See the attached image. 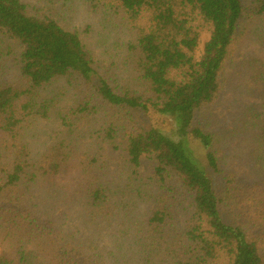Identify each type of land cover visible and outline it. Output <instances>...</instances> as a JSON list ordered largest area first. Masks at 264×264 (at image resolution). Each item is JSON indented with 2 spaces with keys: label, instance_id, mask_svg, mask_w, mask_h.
Masks as SVG:
<instances>
[{
  "label": "trees",
  "instance_id": "16d2710c",
  "mask_svg": "<svg viewBox=\"0 0 264 264\" xmlns=\"http://www.w3.org/2000/svg\"><path fill=\"white\" fill-rule=\"evenodd\" d=\"M35 5L0 0V264H264V57L247 62L235 119L215 112L239 49H264V0ZM81 6L123 37L107 65L72 27ZM151 111L173 127L141 124ZM41 122L63 132L38 153L27 136ZM103 143L126 157L114 170ZM54 201L81 207L83 232Z\"/></svg>",
  "mask_w": 264,
  "mask_h": 264
},
{
  "label": "rangeland",
  "instance_id": "374dc122",
  "mask_svg": "<svg viewBox=\"0 0 264 264\" xmlns=\"http://www.w3.org/2000/svg\"><path fill=\"white\" fill-rule=\"evenodd\" d=\"M28 6V11L34 13V6L37 4V0H21ZM62 25V24H61ZM72 27L81 32V38L84 45L89 49L94 59L101 65H107L109 58L108 49L112 46V52L110 58L115 53L114 42L123 39L121 35L109 34L104 28L103 23L99 15L88 10L86 7L81 6L78 8V12L72 21ZM209 33L202 34L199 47L197 48L196 56L199 58L202 55L204 43L209 39ZM264 57V49L256 44L242 46L231 65H228L225 70L224 90L220 99V104L216 108L215 112L218 114L219 119L223 123L228 125L235 119L239 113V107L242 101L250 102L246 96H238L236 94H244L248 91L251 84V76L247 72L250 71V66L247 62H250L251 57ZM242 63H244L242 65ZM246 68H244V67ZM238 89L241 92L238 93ZM138 119L141 124L147 127H157L164 130H170L174 123L170 116L160 115L155 112L138 113ZM63 132L59 122H41L34 125L27 136V141L30 143L32 149L35 152L42 153L50 142L61 136ZM78 147L80 149H86L91 147V141L87 138H81L79 140ZM197 145L196 143H193ZM186 149L191 151L190 145L185 146ZM95 149L92 145L91 151ZM193 151V153H192ZM190 153V157L194 154L196 157L203 160V151L198 146H193ZM102 160H104L111 170L116 169L117 165H121L125 160V155L119 151L113 149L108 143L102 144ZM145 167L142 168L144 170ZM230 169L241 174L247 172L246 167L242 163L235 162L230 166ZM1 183V180H0ZM34 194H42V189L39 186H35ZM54 215L57 219H61L65 224V228L73 233H81L83 229L80 227L82 212L80 206H74L67 203L58 204L54 201ZM145 220V218H144Z\"/></svg>",
  "mask_w": 264,
  "mask_h": 264
}]
</instances>
